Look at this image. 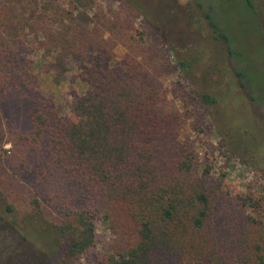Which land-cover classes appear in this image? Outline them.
<instances>
[{
    "label": "rangeland",
    "instance_id": "374dc122",
    "mask_svg": "<svg viewBox=\"0 0 264 264\" xmlns=\"http://www.w3.org/2000/svg\"><path fill=\"white\" fill-rule=\"evenodd\" d=\"M45 1L48 5L43 0L14 2L2 29L14 44L25 40L36 49L28 56L31 64L41 59L48 31L78 22L100 32L108 40L110 65L132 64L156 93V113L178 117V148L195 154L197 171L210 168L214 177L224 175L227 193L252 200L243 213L264 222V0H252L251 10L243 0ZM52 14L57 24L48 19ZM42 31L43 36L36 35ZM182 61L190 67L183 68ZM49 65H37L36 89L68 107L84 91L77 85L79 72L72 64L55 86ZM203 93L217 103L205 105ZM65 114L72 117L68 109ZM1 119L0 264H62V256L47 253L40 228L29 229L22 221L38 212L49 224H67L73 211L88 205L86 199L60 179L46 145L25 140L30 133L27 98L13 94L4 100ZM95 229L94 247L73 264H99L133 238L117 207L109 219L101 211Z\"/></svg>",
    "mask_w": 264,
    "mask_h": 264
},
{
    "label": "trees",
    "instance_id": "16d2710c",
    "mask_svg": "<svg viewBox=\"0 0 264 264\" xmlns=\"http://www.w3.org/2000/svg\"><path fill=\"white\" fill-rule=\"evenodd\" d=\"M243 1L251 10L252 0ZM14 2L21 0H0V151L1 104L21 95L29 100L25 140L48 147L60 179L88 204L73 211L67 224H49L38 212L24 218L27 228H40L39 238L49 244L47 253L73 264L94 247L97 215L103 211L109 219V211L117 207L133 238L99 264H264V222L243 213L252 200L227 193L224 175L214 177L210 168L197 171L195 154L178 148V117L156 113V93L142 72L129 62L111 66L108 40L78 22L44 36V30L38 32L45 38L44 53L31 64L28 56L36 49L25 40L14 44V37L2 31ZM56 16L48 19L57 24ZM207 18L227 40L214 19ZM42 61L50 64L55 86L72 64L78 70L77 85L84 91L68 107L36 89L34 71ZM201 101L217 103L208 93L201 94Z\"/></svg>",
    "mask_w": 264,
    "mask_h": 264
}]
</instances>
